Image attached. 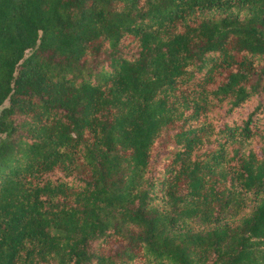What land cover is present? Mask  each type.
<instances>
[{
    "label": "trees",
    "instance_id": "16d2710c",
    "mask_svg": "<svg viewBox=\"0 0 264 264\" xmlns=\"http://www.w3.org/2000/svg\"><path fill=\"white\" fill-rule=\"evenodd\" d=\"M0 105V264H264V0H0Z\"/></svg>",
    "mask_w": 264,
    "mask_h": 264
},
{
    "label": "rangeland",
    "instance_id": "374dc122",
    "mask_svg": "<svg viewBox=\"0 0 264 264\" xmlns=\"http://www.w3.org/2000/svg\"><path fill=\"white\" fill-rule=\"evenodd\" d=\"M29 52H30V49L25 50V55L28 54ZM5 104H7V101H4L2 105H5ZM0 106H1V105H0Z\"/></svg>",
    "mask_w": 264,
    "mask_h": 264
}]
</instances>
